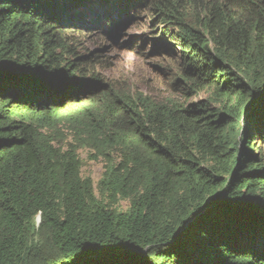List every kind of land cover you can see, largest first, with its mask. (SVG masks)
<instances>
[{
	"label": "trees",
	"instance_id": "1",
	"mask_svg": "<svg viewBox=\"0 0 264 264\" xmlns=\"http://www.w3.org/2000/svg\"><path fill=\"white\" fill-rule=\"evenodd\" d=\"M143 11L181 58L159 100L78 51ZM263 149L264 0H0V264H264Z\"/></svg>",
	"mask_w": 264,
	"mask_h": 264
},
{
	"label": "rangeland",
	"instance_id": "2",
	"mask_svg": "<svg viewBox=\"0 0 264 264\" xmlns=\"http://www.w3.org/2000/svg\"><path fill=\"white\" fill-rule=\"evenodd\" d=\"M125 18L128 19L121 20L120 32L116 35L118 40L105 29L99 33L91 29L88 35L81 36L78 41L79 55L97 59L95 70L102 82L118 90L137 91L157 100L177 94L179 87L173 81L178 78V65L181 62L179 50L162 39L163 28L159 23H152L151 13L136 12ZM206 97V94H202L186 99L195 102L203 101ZM95 155L88 148L79 152L82 176L91 178L96 190L105 172L106 159L95 158Z\"/></svg>",
	"mask_w": 264,
	"mask_h": 264
},
{
	"label": "bare ground",
	"instance_id": "3",
	"mask_svg": "<svg viewBox=\"0 0 264 264\" xmlns=\"http://www.w3.org/2000/svg\"><path fill=\"white\" fill-rule=\"evenodd\" d=\"M115 27H113V29H114ZM115 30V29H114Z\"/></svg>",
	"mask_w": 264,
	"mask_h": 264
}]
</instances>
